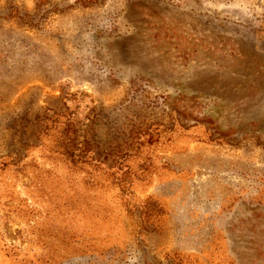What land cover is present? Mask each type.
I'll use <instances>...</instances> for the list:
<instances>
[{"label":"rangeland","instance_id":"1","mask_svg":"<svg viewBox=\"0 0 264 264\" xmlns=\"http://www.w3.org/2000/svg\"><path fill=\"white\" fill-rule=\"evenodd\" d=\"M0 264H264V0H0Z\"/></svg>","mask_w":264,"mask_h":264},{"label":"trees","instance_id":"2","mask_svg":"<svg viewBox=\"0 0 264 264\" xmlns=\"http://www.w3.org/2000/svg\"><path fill=\"white\" fill-rule=\"evenodd\" d=\"M15 17H19V13H14ZM57 116L60 113H57ZM92 123L86 122L78 117L68 119L62 128L61 134L64 137L62 148L67 156L71 158L84 157L89 153H96V146L90 141V128ZM95 160V159H94ZM96 161H99L96 159Z\"/></svg>","mask_w":264,"mask_h":264}]
</instances>
